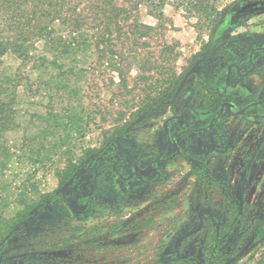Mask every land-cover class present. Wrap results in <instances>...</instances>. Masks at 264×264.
Masks as SVG:
<instances>
[{
    "label": "rangeland",
    "instance_id": "1",
    "mask_svg": "<svg viewBox=\"0 0 264 264\" xmlns=\"http://www.w3.org/2000/svg\"><path fill=\"white\" fill-rule=\"evenodd\" d=\"M208 1L209 7L202 13L188 11L180 0H169L159 20L152 15V7L141 5L139 21L159 25V28L135 43L117 45L111 50L113 54L103 55L99 49L80 51L78 68L82 71L76 80L69 82L78 89L72 96L48 91L53 87L49 79L57 73L51 65L24 63L11 53L3 56L2 69L15 72L20 85L15 104L17 126L5 136L11 156L5 168L0 169V234L6 233L13 222L17 225L25 213L29 215L5 241V248L0 251V264H186L182 261L185 254L165 263L160 256L170 241L167 239L176 231L194 226V223L185 222L188 207L184 197L189 189L186 167L182 171L174 168L179 173L170 182L162 183L160 191L167 195L164 209L160 206L150 212L144 209L141 212L127 208L116 212L109 206L99 210L100 205L96 203L94 212L85 220H74L59 200L49 205L45 201L48 194L64 191L68 180L63 187L61 180L68 164L77 168L107 140L126 132L139 143L148 145L151 142L153 133L169 115L171 94L159 92L162 75L157 69L147 71L144 64L151 55L152 60L160 64L164 52L162 43L173 46L172 67L177 74L183 75L197 57L198 50L207 44L218 21L235 7L254 8L255 23H264V0ZM135 36L130 35L131 38ZM120 51L127 56L120 64L121 74L114 67V53ZM68 102L79 106L78 110L62 111ZM52 103L56 111L47 110ZM51 114H74L78 118L75 128L83 130L71 132L57 147L51 146L60 143L59 137L66 135L62 128L47 140L30 141L45 128L51 131V127L56 126V122L48 118ZM40 141L45 148L41 152L48 153V157L43 162H32V147H38ZM262 162L264 167V160ZM169 206H176V209L168 211ZM260 206L249 209L255 215V222L246 233L247 240H241L243 247L232 264H264V230L252 236L254 226L260 224V212L264 211V203ZM35 208L38 213L33 214ZM128 212L135 214L134 220H127L131 217ZM137 213H145L147 218ZM129 228L134 233L125 237ZM64 240L66 242L62 243ZM211 242L203 240L207 247ZM55 243L56 248L52 246ZM44 245L46 248L41 250ZM33 247L37 250H32Z\"/></svg>",
    "mask_w": 264,
    "mask_h": 264
},
{
    "label": "flooded vegetation",
    "instance_id": "2",
    "mask_svg": "<svg viewBox=\"0 0 264 264\" xmlns=\"http://www.w3.org/2000/svg\"><path fill=\"white\" fill-rule=\"evenodd\" d=\"M247 6L218 21L170 95L169 115L148 145L126 132L107 140L45 204L59 200L84 220L96 203L99 210L109 206L116 212L164 209L162 183L186 167L185 222L194 226L181 227L167 239L161 259L165 263L185 254L186 264L236 261L255 222L249 209L264 203V23H255V9ZM127 214L134 220V213ZM259 218L253 237L264 230V211ZM128 231L125 237L134 233ZM204 239L212 241L208 247Z\"/></svg>",
    "mask_w": 264,
    "mask_h": 264
},
{
    "label": "trees",
    "instance_id": "3",
    "mask_svg": "<svg viewBox=\"0 0 264 264\" xmlns=\"http://www.w3.org/2000/svg\"><path fill=\"white\" fill-rule=\"evenodd\" d=\"M169 0H0V169H4L6 161L11 153L6 145L5 136L9 130L16 125L15 104L17 101V87L20 85L19 77L15 72L3 70L2 58L6 53L17 56L24 63H32L34 66L51 65L57 69V73L52 75L48 83L53 87L48 91L54 95L72 96L77 94L78 89L69 84L70 80H76L81 68L79 65L80 51L99 49V52L110 53L119 44L136 42L139 38H144L151 31L159 28L147 25L138 19L139 7L147 5L152 7V15L157 19L163 16V8ZM181 4L188 11H204L209 7L208 0H180ZM130 35H137L131 38ZM145 42V41H144ZM143 43V41H142ZM41 44L40 47L37 45ZM162 61L156 64L151 55L146 59L144 67L147 71L159 70L161 77V94H172L179 84L182 74H177L172 67L173 46L166 42L162 43ZM111 54H113L111 52ZM116 54L114 67L120 71L121 62H124L126 55L124 51ZM171 54V55H170ZM173 56V57H172ZM135 58V56H133ZM151 87V86H150ZM79 106L66 104L65 110H78ZM48 111H56L55 103L50 104ZM51 121L56 122V126L51 127V131L45 128L34 139L47 140L49 135H55L62 128L65 136H60V143L56 142L51 147L62 145L67 135L71 132H81L83 129L75 128L74 123L78 119L76 115H49ZM68 119L66 122L64 120ZM71 125L73 127L67 126ZM81 129V130H80ZM42 141L38 147H32V162H43L48 157L44 151ZM69 165V164H68ZM61 185L75 171L73 165H69ZM67 169V168H66ZM58 195L55 192L48 194L51 201ZM29 214L25 213L21 220ZM74 220H84V218ZM17 222H13L6 233L0 234V243L13 231ZM64 240L62 243H65ZM7 242L0 245V251L4 250ZM44 245L41 250H44ZM57 247L55 243L52 245ZM32 250H37L33 247ZM40 250V249H38Z\"/></svg>",
    "mask_w": 264,
    "mask_h": 264
},
{
    "label": "water",
    "instance_id": "4",
    "mask_svg": "<svg viewBox=\"0 0 264 264\" xmlns=\"http://www.w3.org/2000/svg\"><path fill=\"white\" fill-rule=\"evenodd\" d=\"M185 78H186V77H185ZM185 78L182 80L181 85L183 84ZM179 88H180V87H179ZM178 90H179V89H178ZM33 212L36 213V212H37V208H35ZM28 218H30V216H29ZM21 223H22V222H19L17 225H15L14 229H17V228L21 225ZM13 231H14V230H13ZM12 233H13V232H11L10 234H8V235L4 238V240L1 241L0 245L4 244L5 241L10 237V235H11Z\"/></svg>",
    "mask_w": 264,
    "mask_h": 264
},
{
    "label": "crops",
    "instance_id": "5",
    "mask_svg": "<svg viewBox=\"0 0 264 264\" xmlns=\"http://www.w3.org/2000/svg\"><path fill=\"white\" fill-rule=\"evenodd\" d=\"M252 26V25H251ZM250 28H254L253 26L252 27H250ZM174 209H176V206H169L168 207V211H173Z\"/></svg>",
    "mask_w": 264,
    "mask_h": 264
}]
</instances>
